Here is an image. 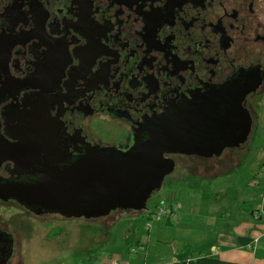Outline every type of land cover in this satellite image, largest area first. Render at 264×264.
<instances>
[{"label": "flooded vegetation", "instance_id": "obj_1", "mask_svg": "<svg viewBox=\"0 0 264 264\" xmlns=\"http://www.w3.org/2000/svg\"><path fill=\"white\" fill-rule=\"evenodd\" d=\"M258 74L259 88L240 97ZM263 90L264 0H0L6 147L18 141L20 113L34 105L41 117L27 122L76 158L88 148L126 152L162 125L204 121L215 110L238 115L242 106L253 124V97ZM164 156L176 169L184 155ZM15 170L14 161L0 162V187L35 179L17 180ZM5 197L0 264H15L18 233L33 239L18 213L72 219Z\"/></svg>", "mask_w": 264, "mask_h": 264}, {"label": "water", "instance_id": "obj_2", "mask_svg": "<svg viewBox=\"0 0 264 264\" xmlns=\"http://www.w3.org/2000/svg\"><path fill=\"white\" fill-rule=\"evenodd\" d=\"M261 82L258 74L240 97L255 92ZM236 112L238 115L233 110H215L204 121L162 125L147 140H135L126 152L88 148L73 158L60 142L49 140L44 131L27 122L41 117L34 105L20 113L22 121L15 128L18 141L9 147L0 141V153L7 154L0 155V162H15L17 180L23 176L35 179L28 184H3L0 198H14L37 214L48 212L72 219H98L115 211L143 212L151 195L161 190L165 178L175 170L174 161L164 153L211 159L247 142L252 121L242 106ZM34 166L38 169L33 170Z\"/></svg>", "mask_w": 264, "mask_h": 264}, {"label": "crops", "instance_id": "obj_3", "mask_svg": "<svg viewBox=\"0 0 264 264\" xmlns=\"http://www.w3.org/2000/svg\"><path fill=\"white\" fill-rule=\"evenodd\" d=\"M250 142L243 152L231 149L226 151L238 153L208 159L217 167L201 172L199 200L187 195L177 201L175 223L165 218L145 233L128 220V249L113 250L101 264H264V137ZM221 167L224 172L211 177ZM175 200L173 193L169 205Z\"/></svg>", "mask_w": 264, "mask_h": 264}, {"label": "rangeland", "instance_id": "obj_4", "mask_svg": "<svg viewBox=\"0 0 264 264\" xmlns=\"http://www.w3.org/2000/svg\"><path fill=\"white\" fill-rule=\"evenodd\" d=\"M253 99V112H256L257 118L253 123L250 139H253L254 142L255 138L262 139L264 137V90L257 92ZM250 139L246 145L251 143ZM243 148L235 150L242 149L243 152ZM235 150L225 151L223 157H227L229 152L232 153ZM179 158L182 160H176V169L165 178L166 184L160 192L154 193L148 202V210L155 212L157 207H163L161 203H164L165 206L169 205L170 196L173 193L177 194V200L173 201V204H177V201L182 202L187 195H191L196 200L201 198L200 188L196 187L197 184L203 182V178L199 176H202L201 172L207 166L215 168L217 163L194 156H180ZM180 164L188 165L185 169H181ZM223 172V167H221L220 171L209 173L213 177ZM183 182L186 183L183 184ZM191 184L194 185L191 187ZM206 196L207 194L203 198ZM25 215L18 213L24 222L23 226L27 227L28 225L35 231H32L34 233L33 239L29 234L21 235L18 233V245L20 242L22 245L17 248L15 264H101L103 259L113 253V250H121L122 248L125 250L127 247L124 243L128 241L124 239V235L128 220L135 221L136 227L142 232H148L147 220H145L143 213L133 211H116L107 217L91 220L83 218L63 219L53 215L40 219L33 217L27 219ZM160 222L163 223L164 219ZM23 226L22 228H24ZM170 227H174V225L172 224ZM131 246H133L132 243ZM125 252L129 253L128 251Z\"/></svg>", "mask_w": 264, "mask_h": 264}, {"label": "built area", "instance_id": "obj_5", "mask_svg": "<svg viewBox=\"0 0 264 264\" xmlns=\"http://www.w3.org/2000/svg\"><path fill=\"white\" fill-rule=\"evenodd\" d=\"M161 205H163V207H157L156 211L151 213L148 217H147V223H146V227L148 229L151 228L152 223L153 222H157L160 221L162 219L167 218L168 220L172 221V222H176L178 219V214L180 211V205L179 204H172V205H167L165 206L164 203H161Z\"/></svg>", "mask_w": 264, "mask_h": 264}, {"label": "bare ground", "instance_id": "obj_6", "mask_svg": "<svg viewBox=\"0 0 264 264\" xmlns=\"http://www.w3.org/2000/svg\"><path fill=\"white\" fill-rule=\"evenodd\" d=\"M244 145H246V143L244 144ZM243 145V146H244ZM242 146V147H243ZM241 147V148H242ZM226 150H231V149H226ZM226 150H224V151H226ZM224 151L222 152V154L219 156V157H213V158H211V159H219L222 155H223V153H224ZM169 159V158H168ZM202 160H208V159H202ZM151 199V198H150ZM148 204V203H147ZM138 213H143V216H146V217H148L151 213H153L152 211H150V210H148V209H146L145 211H143V212H138Z\"/></svg>", "mask_w": 264, "mask_h": 264}]
</instances>
